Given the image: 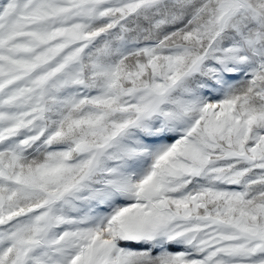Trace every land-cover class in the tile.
Listing matches in <instances>:
<instances>
[{"label":"snow or ice","instance_id":"snow-or-ice-1","mask_svg":"<svg viewBox=\"0 0 264 264\" xmlns=\"http://www.w3.org/2000/svg\"><path fill=\"white\" fill-rule=\"evenodd\" d=\"M0 264H264V0H0Z\"/></svg>","mask_w":264,"mask_h":264}]
</instances>
